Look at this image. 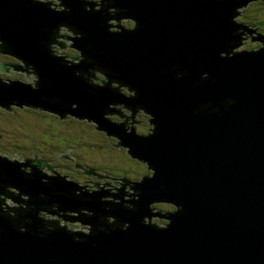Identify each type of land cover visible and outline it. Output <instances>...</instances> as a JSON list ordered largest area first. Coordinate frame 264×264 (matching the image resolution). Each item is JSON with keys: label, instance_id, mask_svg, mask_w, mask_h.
Returning <instances> with one entry per match:
<instances>
[{"label": "water", "instance_id": "95a60500", "mask_svg": "<svg viewBox=\"0 0 264 264\" xmlns=\"http://www.w3.org/2000/svg\"><path fill=\"white\" fill-rule=\"evenodd\" d=\"M249 1L117 0L115 6L127 9L138 28L109 35L104 18L83 11L80 0H65L70 15H57L29 0H0V39L10 45L3 55L33 63L42 81L39 92L19 83L0 86V106L7 110L15 102L29 105L19 108H36L60 119L65 113L81 121L87 117L97 122L94 129L120 136L131 158L146 160L156 170L153 179L149 173L133 186L141 194L137 212L119 207L111 212L130 224L126 232L97 233L87 243H74L61 231L44 239L21 235L7 219H0V264H264V50L219 59L232 39L239 40L232 36L237 27L256 35L250 41L263 40L264 35L248 26L230 22L234 10ZM59 23L86 33L75 46L88 56L85 46L93 45V59L137 89L139 99L125 100L107 88L93 90L75 79L71 69L50 59L40 45L46 39L42 29ZM22 63L0 62V73L14 66L22 70ZM173 65L188 75L174 79ZM203 72L211 79L201 81ZM52 97L57 102L52 103ZM228 99L235 103L225 108ZM117 102L143 104L155 116L158 134L139 139L104 121L106 105ZM73 103L78 105L75 111ZM204 104L211 107L193 115ZM0 171L8 177L6 183L29 195L73 190L60 179L51 181V187L42 185L35 171L34 179L26 180L17 165L4 159ZM122 193L114 198L122 199ZM103 195L109 194L101 191L86 203L63 196L53 199L64 208L84 206L105 215L99 203ZM153 200L182 208L175 214L151 206L154 217L171 220L167 231L140 223L142 216L150 215L147 204ZM33 203L39 208L43 202ZM31 219L26 227L35 232L39 221Z\"/></svg>", "mask_w": 264, "mask_h": 264}, {"label": "clouds", "instance_id": "9594fccd", "mask_svg": "<svg viewBox=\"0 0 264 264\" xmlns=\"http://www.w3.org/2000/svg\"><path fill=\"white\" fill-rule=\"evenodd\" d=\"M117 0H80L83 6V11L93 14H99L104 18V28L109 35H121L125 32L132 33L138 28V22L135 18L127 15V9L116 7ZM216 3H221L222 0H215ZM33 5H39L47 8L49 11L57 15H70L71 8L66 6L65 0H29ZM243 7H237L231 17V23L239 26L241 16L244 14ZM116 21L113 26L110 22ZM46 33V39L40 41L41 47L50 59L55 60L60 66L71 69V74L75 79L80 80L93 90H108L117 93L125 100H138V91L132 85L120 81L115 78V73L107 66L100 64L93 59L96 55L93 45L88 44L85 47L90 55L85 56L82 49L75 46L77 41L86 39V33L80 31L75 25L67 23H59L54 28L42 29ZM233 37H239V40L232 39L227 45L225 51L219 52L220 60H230L237 55L248 53L254 54L264 50V40H261V47L254 51H241L237 53V49L248 47V41L252 40L253 34L244 31L237 27L232 32ZM10 45L0 39V53L9 48ZM254 47V46H253ZM72 52V57L69 58L68 52ZM23 63L19 69L17 67H9L8 71L0 74V86L7 87L13 83H19L28 87L33 92H39L42 88L41 76L36 66L28 61L20 59ZM86 65V69H81V65ZM12 66V65H8ZM171 71L175 72L174 79L180 80L188 75L187 71H178L173 65ZM23 73L22 78H16L14 74ZM9 77H13L9 79ZM210 75L203 72L200 75L201 81L210 80ZM42 99H47L42 97ZM57 97H52L51 102H57ZM235 101L228 99L223 103V107L227 108L233 105ZM29 106L27 104L11 103L7 110ZM32 107V106H31ZM78 105L73 103L71 108L73 111ZM210 104L201 105L193 115H198L210 108ZM0 108H4L0 106ZM212 112H218L219 108H211ZM60 115V114H59ZM74 116L72 113H65L63 118ZM61 117V115H60ZM62 118V119H63ZM95 126L96 121L87 117L83 118ZM102 119L109 124L123 128L125 135H133L139 139H149L158 134V127L155 116L143 105L132 104L126 105L124 102L108 103L102 114ZM108 138L112 141L113 147H121L122 138L117 135H110L106 130ZM82 147H74L72 143H67L62 147L54 148L47 156H41L39 151H33L31 157L25 154L24 150L18 147H11L9 150L0 152V159L7 160L11 164L18 166V171L26 180L34 179V171L39 174L40 183L51 187V181L56 179L62 180L65 184L73 186L70 193L53 192L48 195L44 192L37 193L35 196L29 195L26 191L21 192L16 186L6 183L8 177L0 171V219H7L12 229L21 235H36L39 239L46 238L51 232L61 231L70 236L74 243H87L89 238L95 237L97 233L108 235L111 232L119 231L126 232L130 224L122 222L117 216L111 214L114 208H123L128 212H137L139 209L140 192L134 189V185L142 183L140 177H133L136 182H131L129 179L120 174L112 172H104L97 175L94 171H89L93 165L87 157L83 156ZM146 168L150 169V174L153 179L156 175V170L150 166L149 162L143 160ZM77 165H83L78 167ZM71 172L76 176L81 177L77 182L71 176L62 174ZM149 179V180H151ZM127 182V183H126ZM160 190L164 189V185L159 186ZM123 191L124 195L121 198L117 197ZM101 191L109 195L99 197V203L103 208L105 215L94 212L90 208L81 206L77 208H64L61 203L53 197L63 196L66 199L80 200L86 203L89 197H93L101 193ZM17 199H13V198ZM33 201H41L39 208L36 207ZM165 200H153L147 204V212L150 215H144L140 219V223L152 228L156 231H167L171 225V220L164 217H154L151 206L157 202ZM171 205H175V214L182 211L181 206L166 201ZM110 206V207H109ZM31 216H35L39 221L36 231L32 232L26 227L33 223ZM167 221V222H165ZM95 224V227H94ZM93 248L96 244L93 242Z\"/></svg>", "mask_w": 264, "mask_h": 264}, {"label": "rangeland", "instance_id": "374dc122", "mask_svg": "<svg viewBox=\"0 0 264 264\" xmlns=\"http://www.w3.org/2000/svg\"><path fill=\"white\" fill-rule=\"evenodd\" d=\"M254 1L255 0H253V1L251 0V1L247 2V5H245L243 7L245 9V11L248 7L255 8L256 5L254 4ZM256 1H259V0H256ZM261 1L264 2L263 0H261ZM110 23L113 25L116 24L115 21H111ZM239 24H242L244 26H248L250 29L257 32L255 30V28L252 26V24H249V22L246 19H244L243 15L241 16ZM257 33L262 34L260 32H257ZM253 36H256V35L253 34ZM247 43L249 45L248 47L242 46L241 49H237L236 51L240 52V51L245 50V49H250L251 47H253V45H256L257 46L256 48H259L261 46V43L259 41H250L249 40ZM68 56L72 57L71 51L68 52ZM6 58H9V59L7 60ZM0 62L11 63V64H21V61L19 59L15 58L13 56H10V55L8 57H6V55H1V54H0ZM4 73L5 72H1L0 74H4ZM14 75L16 78H22L23 73H16ZM12 78L13 77H9V79H12ZM0 109H1V111H3L2 113H0V152H3L5 150H9L11 147H18L19 149L24 150L25 154L27 156H29V158H30L32 152L33 151H39L40 152V148H41V150L44 149L43 151L46 152V153H42V154L40 153L41 156H47L50 153V151L52 149H54V146H56L55 148L59 147L58 145H56L58 143V141H56L57 140L56 134L52 133V131H50V130H47L46 133H47V135H52V137H51L52 138L51 139L52 144H50L49 146L44 147V148L39 146L40 141H42L43 143H46V141H47V138L42 137L38 128H37L39 126V123L41 122V120L38 116L39 110H37V109L34 110L32 108H25L24 107V108H21V111H20L19 108H17L16 109L17 112L13 114L11 111H8L4 108H0ZM25 120H28V123H30V125L29 124H28V126L25 125V128H24V123L26 122ZM59 122L62 123L61 126H62V128H64L63 132L61 133V135H64L63 138H65V136L68 132V131H66L67 127H68V129H70V128L75 129L76 128V129H81V130L85 131V132H83V135H81V139L85 142L86 146L82 144V145H75L74 147H82L84 150L83 156L87 157L88 160L91 162V164H92V162L96 165H98L99 163H103V165H108L107 167H110L111 166V165H109L110 162L109 163L106 162L104 160L103 156H104V154L105 155H112V156L118 158V159H114V161H118V162H115L116 166H120L122 163H125V165H126V163L128 164L129 161H134V166H132V167H133V171H135V173L133 172L131 175L120 174L129 180H133L132 179L133 177H140L141 178V176H144V175H147L150 173V170L148 171L146 169L144 163H141V162L137 161L136 159L131 158V156H129L126 153L128 148L121 146L118 149H116L115 147L111 146L112 141L108 138L106 133L103 131H98V130L94 129V127L96 125L93 126V124L90 122L77 120L74 117H68V118L62 119ZM64 122H66L67 124H65ZM44 123L45 124L51 123L52 125H55L57 123V121H55L52 118H48ZM2 126L6 127L5 132H9V129H17L18 130V131L15 130V136L17 138L18 137L21 138V147L19 146L18 143L12 144V141L5 139V137H7L8 135H6L5 133L2 132V130H1ZM53 129H55V128H53ZM3 134H4V136H3ZM76 136L77 135H75L73 137V139L74 138L76 139L77 138ZM18 141H20V140H18ZM65 144H67V143H65ZM79 166L82 167L83 165H79ZM113 167H115V166H113ZM107 172H109V170ZM69 173L70 172L62 173V174L72 176L71 173L70 174ZM114 173L115 172H113V174ZM79 180H81V177H79ZM154 206L158 210H164V211H172L173 210L170 205L165 204V203H159V204H156Z\"/></svg>", "mask_w": 264, "mask_h": 264}, {"label": "trees", "instance_id": "16d2710c", "mask_svg": "<svg viewBox=\"0 0 264 264\" xmlns=\"http://www.w3.org/2000/svg\"><path fill=\"white\" fill-rule=\"evenodd\" d=\"M254 4L256 5L255 8H251V7H248L245 11V13L243 14V17L244 19H246L249 24H252V26L255 28V30L257 32H260L262 34H264V2H262L261 0L259 1H256L254 2ZM254 47H251L250 49H255L257 46L256 45H253ZM7 60L9 58H6ZM17 108H13L11 109V112L14 114L17 112L16 110ZM19 110L21 111V108H19ZM3 111H1L0 109V113H2ZM38 116L41 120V122L39 123V126L37 127L41 136L44 137V138H47V141L46 143H43L42 141L39 142V146H41L42 148L44 147H47L49 146L50 144H52V135H47V130H50L52 131V133L56 134V138L58 141V143L56 145H58L59 147L63 146L64 143H72L73 146L75 145H85V142L81 139V135H83V132H85L84 130H81V129H74V128H70L68 129V127L66 128L68 131L65 138H63L64 135H61V133L63 132L64 128H62L61 124L59 121L62 120L60 119L58 116L52 114V113H49V112H46V111H39L38 112ZM48 118H52L54 119L55 121H57V123L55 125H52L51 123L49 124H45L44 122L48 119ZM26 122L24 123V128H25V125L28 126V124L30 125V123H28V120H25ZM65 124H67L66 122H64ZM55 128V129H53ZM1 130L3 133H5L6 135H8L7 137H5V139L9 140V141H12V144H19V146L21 147V138L20 137H16L15 136V130L17 129H9V132H5L6 130V127L2 126L1 127ZM18 131V130H17ZM77 135L76 137L78 138H74L73 137ZM4 136V134H3ZM2 136V137H3ZM10 136V137H9ZM74 141H73V140ZM20 140V141H18ZM65 140V141H64ZM48 144V145H47ZM61 145V146H60ZM86 146V145H85ZM88 146V145H87ZM56 146H54L55 148ZM58 147V148H59ZM44 149L41 150L40 148V153H46L45 151H43ZM104 160L106 162H110L109 165H111L110 167H107L108 165H103V163H99L98 165L94 164L92 162V165L93 167H95V171L97 173H100L103 174L104 172H107L109 170V172H115L116 174H129L131 175L133 172L135 173V171H133V167L134 166V161H129L128 164L126 163H122L120 166H116L115 165V162H118V161H114V159H118L117 157H114L112 155H105L104 154ZM91 163V162H90ZM115 166V167H113ZM117 171V172H116ZM71 173V172H70ZM69 173V174H70ZM114 173V174H115ZM71 177L72 179L76 180L77 182H79V176H76L75 174L71 173ZM122 176V175H121ZM166 212H169V211H166Z\"/></svg>", "mask_w": 264, "mask_h": 264}, {"label": "bare ground", "instance_id": "6f19581e", "mask_svg": "<svg viewBox=\"0 0 264 264\" xmlns=\"http://www.w3.org/2000/svg\"><path fill=\"white\" fill-rule=\"evenodd\" d=\"M253 1V0H252ZM256 1V0H255ZM116 24H114L113 26H115ZM251 34V33H250ZM263 40H264V38H263ZM2 55H3V53H1ZM6 57H8L7 55H6ZM16 60V59H15ZM36 109V108H35ZM101 135V134H100ZM65 141V140H64ZM65 144V143H64ZM142 163V162H141ZM148 171L150 170V169H148V168H146ZM151 171V170H150ZM124 195V193H122V196ZM156 204H159V203H155L154 205H156ZM165 204H168V205H170L171 207H172V209L174 210L175 209V206L174 205H171V204H169V203H165ZM153 208H156L155 206L153 207Z\"/></svg>", "mask_w": 264, "mask_h": 264}, {"label": "flooded vegetation", "instance_id": "af4514ba", "mask_svg": "<svg viewBox=\"0 0 264 264\" xmlns=\"http://www.w3.org/2000/svg\"><path fill=\"white\" fill-rule=\"evenodd\" d=\"M254 2H256V1H254ZM253 31H254V30H253ZM254 32H255V31H254ZM256 33H257V32H256ZM257 34H258V33H257ZM259 35H260V34H259ZM261 35H263V34H261ZM90 168L93 169L94 172H96V171H95V169H96L95 167L92 166V167H90ZM96 174H97V175H100V173H97V172H96Z\"/></svg>", "mask_w": 264, "mask_h": 264}]
</instances>
